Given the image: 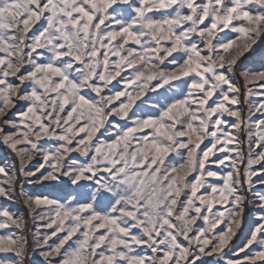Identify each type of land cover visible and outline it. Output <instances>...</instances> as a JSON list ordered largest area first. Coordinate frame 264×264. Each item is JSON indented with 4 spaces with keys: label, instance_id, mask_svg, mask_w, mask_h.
<instances>
[{
    "label": "snow or ice",
    "instance_id": "1",
    "mask_svg": "<svg viewBox=\"0 0 264 264\" xmlns=\"http://www.w3.org/2000/svg\"><path fill=\"white\" fill-rule=\"evenodd\" d=\"M261 40L264 0H0V264H264Z\"/></svg>",
    "mask_w": 264,
    "mask_h": 264
},
{
    "label": "rangeland",
    "instance_id": "2",
    "mask_svg": "<svg viewBox=\"0 0 264 264\" xmlns=\"http://www.w3.org/2000/svg\"><path fill=\"white\" fill-rule=\"evenodd\" d=\"M264 56V40H261L258 42V44L256 46H254V51H252L251 55L247 56V58L245 59L244 63L247 66H251V67H259V63H260V58ZM242 81H241V86H242ZM253 99H256L255 97ZM246 110V107H245ZM260 118V114H257L253 117V119H259ZM241 139H243V136H241ZM207 143V141L205 142ZM231 147V146H230ZM246 147H245V151H246ZM15 157H13L11 155V153L8 151V149L3 146L2 144H0V163H5L8 162L10 163L12 160H14ZM40 162V158L36 157L33 163L38 164ZM31 167V165H30ZM25 191L33 194V195H39V194H47V193H56L58 190L54 187L45 185V186H41L40 184H25L24 185ZM255 190H262L259 188V186H257V188ZM0 203H7L8 206L15 212H25L24 206L17 202V203H9L6 201H3L2 199H0ZM251 216V210H249L246 213V223L244 226V233H247L248 228H249V217ZM31 227V224H30ZM243 240V233L240 234L237 238H234V246L240 245L241 241ZM3 255V254H0ZM9 256H11V254H8ZM229 255L231 256V253H229ZM204 259V264H215V260L216 258L212 257V258H203ZM26 264H42V258L39 257L38 254H36L35 256L30 257L29 260L26 261ZM221 264H223V262H221Z\"/></svg>",
    "mask_w": 264,
    "mask_h": 264
}]
</instances>
